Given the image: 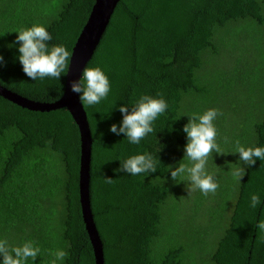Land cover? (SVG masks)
<instances>
[{
    "label": "trees",
    "instance_id": "obj_1",
    "mask_svg": "<svg viewBox=\"0 0 264 264\" xmlns=\"http://www.w3.org/2000/svg\"><path fill=\"white\" fill-rule=\"evenodd\" d=\"M93 3L0 0L5 62L0 64V85L35 101L59 99L65 74L29 78L14 41L19 30L43 25L52 36L49 50L63 45L71 53ZM243 24L256 35L240 36ZM242 41L250 46L243 48ZM263 46L264 0L118 1L86 65L105 73L109 94L97 105L82 104L92 137L90 205L104 264H192L190 246L198 252L194 264H206L199 262L204 254L210 264H264V231L256 228L264 220V161L248 167L239 153H228L227 162L210 165L206 171L219 187L208 196L198 189L192 193L191 215L182 218L186 224L176 217L177 209L169 208L175 182L168 171L169 164L177 167L185 150L183 127L189 115L209 109L219 113L214 125L223 151H233L237 141L246 148H264V75L258 80V100L246 101L242 119H235L242 103L226 94L235 86L239 90L240 82L256 72L253 58L263 54ZM219 59L228 65L220 67ZM213 71L217 73L211 75ZM142 95L163 98L168 109L153 122V133L132 144L110 126L122 122L120 105L131 111ZM139 154L153 156L155 173L116 171L121 160ZM79 157V131L65 108L32 111L0 96V240L10 247L33 242L40 249L35 264H95L79 203ZM231 166L245 168L242 180L233 178ZM252 194L260 200L255 208ZM197 215L201 227L194 235L190 224ZM177 222L180 227L168 233ZM192 236L194 242L187 243ZM205 238L213 239L209 250ZM60 250L67 255L56 260Z\"/></svg>",
    "mask_w": 264,
    "mask_h": 264
},
{
    "label": "clouds",
    "instance_id": "obj_2",
    "mask_svg": "<svg viewBox=\"0 0 264 264\" xmlns=\"http://www.w3.org/2000/svg\"><path fill=\"white\" fill-rule=\"evenodd\" d=\"M14 43L19 45V62L24 73L33 80H43L44 78L60 79L68 68V60L71 53L63 46H52L49 50L48 41L52 40L51 34L43 25H33L30 28L18 31ZM4 57L0 53V64H3ZM71 91L79 94V99L85 107L97 105L102 99L107 98L110 91L108 77L99 67H85L79 80H73ZM168 109V104L163 98H156L151 95H142L131 104V111L128 105H120L119 111L123 114L121 124L113 123L110 131L114 134H125L132 144H139L141 140L153 133V122ZM219 115L216 109H209L203 114H192L190 120L183 127L187 134L185 145V156L179 166L168 165L171 180L175 183L181 181L188 182L189 193L199 190L204 196L215 193L219 184L213 176L206 171L208 157L214 152L225 155L228 153H239V161L243 165L252 167L256 160L264 161V148L244 147L236 142L235 149L225 152L217 143V129L214 121ZM227 142V138H225ZM190 162L183 163L184 160ZM234 179L242 180L245 175L244 167L230 168ZM117 172H126L131 176L142 173H155L157 163L151 154H139L121 160ZM107 183L112 182V178H105ZM259 196L252 194L251 207L259 205ZM256 228L264 231V220L260 221ZM40 253L38 247L33 246V242H25L22 246L10 247L6 240H0V254L3 256L2 264H27L31 259L34 264ZM67 255L63 250L55 253L56 260H63ZM56 264V261H53Z\"/></svg>",
    "mask_w": 264,
    "mask_h": 264
},
{
    "label": "water",
    "instance_id": "obj_3",
    "mask_svg": "<svg viewBox=\"0 0 264 264\" xmlns=\"http://www.w3.org/2000/svg\"><path fill=\"white\" fill-rule=\"evenodd\" d=\"M119 0H94L89 15L79 32L71 50L68 68L65 73V85L61 97L51 102L28 99L0 85V96L28 110L50 111L65 108L79 131L80 157L78 191L81 215L85 230L93 249L95 264H104L103 245L96 228L90 205V164L92 137L86 111L79 99V94L71 91L73 80H79L83 69L98 46L111 15Z\"/></svg>",
    "mask_w": 264,
    "mask_h": 264
},
{
    "label": "rangeland",
    "instance_id": "obj_4",
    "mask_svg": "<svg viewBox=\"0 0 264 264\" xmlns=\"http://www.w3.org/2000/svg\"><path fill=\"white\" fill-rule=\"evenodd\" d=\"M246 25L244 26V24H243L244 27L241 28L242 32L240 33V36L243 37V35H246L249 32L252 33V36H255L256 35V31L253 28H251V26H249V25L246 26ZM232 33L234 35H236V33H238V32L236 30V31H233ZM257 37H258V35H257ZM236 42H238V41L236 40ZM245 45L247 46V48L250 46L248 42L242 41V47L243 48H245ZM250 49L253 50V51H255L254 50V45L251 44V48ZM262 51H263V54L259 58H257V56L255 58H253L257 62L252 63V70H256V72L252 76H250V75L249 76H246V79L243 77L244 79L240 82L242 84V87L239 90H237V87L235 86L234 87V90H231L230 92H227L226 93L228 96H231V98L234 101H238V102H241L242 103L241 105L243 107L240 108V112L238 110V112L235 113V119L236 120L238 118L239 119H242V117L244 116V114L248 111L247 110V107L248 106L245 104V103H247L246 101L252 100L254 98H256V101L258 100L257 99V96H259V94H258V92H259V90H258V80H260L259 78H261L264 75V46L262 47ZM258 53H260V52L258 51ZM223 61H224L223 59H219V63H220L219 66L222 67V65H224L223 67L225 68L226 65H228V63L225 61V64H224ZM212 70H214V69H212ZM216 73L217 72H214L213 71L211 75L216 74ZM248 104L251 105L250 102ZM180 155H181L180 156V159H178L177 162H176L177 163V167L179 166V162H181L183 160V159H181V157L184 158V156H185V150H183ZM228 157H229L228 154L221 155V154H218V153H215L214 152L212 155H210L208 157L207 164H206V169L210 165H214V164L218 163V161H220V162L221 161L227 162L226 160H227ZM183 163L188 164L190 166V162L187 161L186 159L183 161ZM187 185H188V182L187 181H181L179 183H174L173 190H171V195H173V199H175V200L171 199L170 202L174 206H170L169 208H170V210H173V209H177L178 210V214H177L176 217L180 218L181 221L186 220L191 215V208H192V205H191L192 204V202H191L192 199H191V197H192V193L195 190L190 194ZM182 218H183V220H182ZM194 220L195 221L190 224V227H193L192 229H193L194 235H195L196 232H197V230H198L197 227L200 229L201 225H198V223H200L199 222V219H198V215L194 217ZM179 224H181V223H179V222H177L175 224L174 223H171L172 227L168 230V233L171 234L173 232V230L177 227V225L180 227ZM193 239H194V236H192L191 238H189V240H187L186 242L187 243L188 242H191V240H193ZM192 242H194V240ZM212 242H213V239L212 240L208 239L207 241H206V238L204 239L203 243L205 244V247L207 248V250H209V245ZM194 245H195V243H194ZM198 247L200 248V245ZM190 248H191V250L194 251V256H193L194 261L192 263V264H194V262L198 258L197 257V253L198 252L195 251V250H197L196 247H193L192 248L190 246ZM206 248H204V249H206ZM207 256H208L207 254L201 255V258H199L201 260H199V262L204 261V262H206V264L207 263L210 264L209 262H207L208 261Z\"/></svg>",
    "mask_w": 264,
    "mask_h": 264
}]
</instances>
